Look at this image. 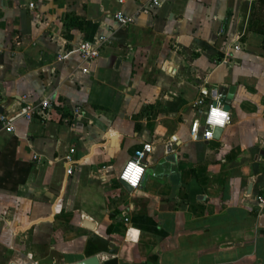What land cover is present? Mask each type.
<instances>
[{"label":"crops","instance_id":"crops-1","mask_svg":"<svg viewBox=\"0 0 264 264\" xmlns=\"http://www.w3.org/2000/svg\"><path fill=\"white\" fill-rule=\"evenodd\" d=\"M120 1L0 0V114L23 96L53 104L50 119L0 133V264H264V34L250 28L264 9L160 0L145 13L151 0ZM101 36L84 73L79 46ZM202 88L230 105L219 139H192ZM146 143L153 169L129 193L119 175Z\"/></svg>","mask_w":264,"mask_h":264},{"label":"built area","instance_id":"built-area-1","mask_svg":"<svg viewBox=\"0 0 264 264\" xmlns=\"http://www.w3.org/2000/svg\"><path fill=\"white\" fill-rule=\"evenodd\" d=\"M120 2H123L121 0ZM161 5L160 0H151L145 4L142 8V12L150 13L151 10L155 7ZM31 8L34 7L33 4L30 5ZM114 18L121 26H128L132 24L135 20L133 16L125 15L122 12H117L114 14ZM107 37L101 36L93 40L84 41L79 46V56L81 63L83 65L82 71L84 73H89L90 70L88 66L93 64L100 55V49L107 42ZM239 50V47L236 48ZM231 56L228 54L224 60V63L229 62ZM64 60V54L59 53L57 55V62H62ZM212 96L213 101L209 104H204V99L206 97ZM23 104L21 108L12 113H2L0 114V133L15 132V124L20 119H25L29 122L38 119L41 122H44L51 117L53 111V104L50 97H44L40 102H32L28 100V96H23ZM195 106L205 107L203 110V119L195 120L191 126V136L194 140H205L210 141L214 139V130L216 128L225 129L231 122L232 116L230 111L225 109V105L219 101L218 91L209 90L207 88L201 89V98L196 102ZM83 115L81 108H77L74 112V117L80 119ZM178 138L173 136L171 142L168 144V147H172L173 142H177ZM154 150L152 143H146L142 148L137 149L134 152V156L126 163L122 172L119 175V181L127 183L137 190L140 188L143 178L146 173L147 165L146 159ZM34 160L40 161V157L35 155ZM64 163L66 165V173L72 175L75 167L77 165L76 160V148L71 146L64 156ZM259 204L264 207V194L258 197Z\"/></svg>","mask_w":264,"mask_h":264},{"label":"water","instance_id":"water-1","mask_svg":"<svg viewBox=\"0 0 264 264\" xmlns=\"http://www.w3.org/2000/svg\"><path fill=\"white\" fill-rule=\"evenodd\" d=\"M223 90H224V92L226 91L225 89H222V91ZM225 109L229 111L230 110V105L227 104ZM222 133H223V129L216 128L214 130V138L215 139H219L221 137ZM152 169L153 168L150 167V168H148V170L147 169L146 170H147V172H150ZM120 183L125 188V190H127L129 193H132L134 191L133 188L131 186H129L127 183H125L123 181H120ZM263 223H264V219H263ZM93 225L94 224H92L90 222H86L84 224V226L86 228H93ZM75 264H119V260H118V258L114 257V258H111V259H109L107 261L101 262L99 256L94 255V256L88 257L86 259H83V260H81L79 262H76Z\"/></svg>","mask_w":264,"mask_h":264},{"label":"trees","instance_id":"trees-1","mask_svg":"<svg viewBox=\"0 0 264 264\" xmlns=\"http://www.w3.org/2000/svg\"><path fill=\"white\" fill-rule=\"evenodd\" d=\"M258 8L260 10L264 9V0H258ZM258 10V9H257ZM256 12V11H255ZM258 17V13H255V20L252 19L251 21V24H250V28L252 31H255V32H259L261 34H264V22L261 21ZM70 21V19H68ZM29 173V169L27 170L26 172V175ZM26 178H23L22 181H25ZM8 185V184H6ZM14 188L17 187V185L13 186Z\"/></svg>","mask_w":264,"mask_h":264}]
</instances>
